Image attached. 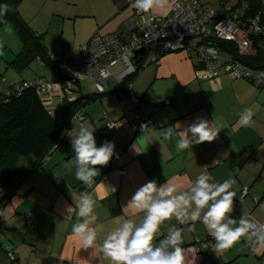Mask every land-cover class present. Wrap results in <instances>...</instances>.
Returning <instances> with one entry per match:
<instances>
[{
  "label": "crops",
  "instance_id": "crops-1",
  "mask_svg": "<svg viewBox=\"0 0 264 264\" xmlns=\"http://www.w3.org/2000/svg\"><path fill=\"white\" fill-rule=\"evenodd\" d=\"M71 1L73 7L70 14L66 12V17L73 18L74 40L72 45L48 44L46 47L52 56L69 58L92 34L115 31L134 10L131 7L134 0ZM173 2L167 0L163 9L150 11L165 16ZM51 11L55 13L54 8ZM9 26L0 24V30H7ZM43 27L38 26L36 32ZM10 29L13 30L11 26ZM260 46L264 50V33ZM51 73L47 78L53 81L56 76ZM34 77L28 76V79ZM117 84L111 77L104 89L107 93L100 98L92 84L86 92L83 88L87 86L80 85L77 97L87 93L96 96L83 106V119L73 117L62 134V141L43 159L42 166L16 194L0 202V222L4 227L0 235V264H110L99 251L103 240L125 219H132L136 224L142 222L144 213H136L127 203L141 185L151 180L158 185L171 182L179 192L186 190L201 173L209 174L214 178L210 182L216 183L233 178L236 183L229 191L235 192L234 198L247 187L244 199L229 214L237 221L233 227L239 226L241 217L248 223H264V87L226 73L201 78L192 61L173 52L161 56L156 64L140 69L128 90ZM62 94L60 90L52 91L49 105L58 107ZM134 97L139 103L133 102ZM246 108L254 113L249 127L238 124L240 113ZM136 112L141 121L148 123L143 130L134 132L131 124ZM197 118L207 120L209 126L219 130L217 137L212 142L177 151L176 142L183 135V128ZM109 121L114 125L106 128ZM177 122L181 127L174 128L172 136L165 140L163 130ZM81 125L94 130L97 146L104 141L115 145L114 167L103 170L97 166L100 174L93 178L94 183L87 190L95 200L93 210L97 216L89 227L103 225L97 229L95 249H83L81 241L72 233L73 224L79 220L76 204L85 186L75 178V153L71 148V137L76 136ZM173 225L183 230L180 245L183 264H261L264 258V242L249 231L226 250H217L214 239L209 248L196 250V237H211L199 220L191 231V222L180 225L175 217L165 221L155 234L153 244L158 246ZM12 249L16 258L13 262L7 254Z\"/></svg>",
  "mask_w": 264,
  "mask_h": 264
},
{
  "label": "clouds",
  "instance_id": "clouds-1",
  "mask_svg": "<svg viewBox=\"0 0 264 264\" xmlns=\"http://www.w3.org/2000/svg\"><path fill=\"white\" fill-rule=\"evenodd\" d=\"M166 3L167 0H134L131 7L138 14H146L153 8L163 9ZM6 11L7 5L0 6V15ZM7 30H10V26ZM253 115L252 109H244L240 113L238 124L251 126ZM177 126L181 127L180 122L166 127L162 132L163 138L168 140ZM144 127L141 125L142 130ZM218 132L219 130L209 126L207 120L197 118L183 128V135L176 142V149L184 151L194 144L212 142ZM93 133L94 130L81 125L76 136L71 137V148L75 153V178L85 185H91L93 178L100 174L97 166H107L115 154L113 142L104 141L97 146ZM213 179L209 174L201 173L195 181L190 182L186 190L179 192L171 182L158 185L155 180H151L144 183L127 203L136 213H144L142 222L136 224L132 219L123 220L119 227L106 235L99 251L110 264H183L180 246L183 242L182 228L173 225L158 246L153 244L160 226L173 217L180 225L191 222L190 231L194 230L195 222L199 220L216 241L217 250L230 248L248 231L250 225L241 217L239 226L233 227L237 221L229 215L233 211L235 196V192L229 189L236 180L229 178L222 183L210 182ZM94 205L95 200L87 192L80 195L76 204L75 214L79 220L73 224L72 233L81 241L83 249H95L97 229L103 228L102 224L95 228L89 227L97 220ZM205 209L207 210L204 211ZM258 239L264 242V236Z\"/></svg>",
  "mask_w": 264,
  "mask_h": 264
},
{
  "label": "built area",
  "instance_id": "built-area-1",
  "mask_svg": "<svg viewBox=\"0 0 264 264\" xmlns=\"http://www.w3.org/2000/svg\"><path fill=\"white\" fill-rule=\"evenodd\" d=\"M263 30L264 20L260 21L259 17L252 19L246 27L237 8L224 5L209 8L201 0H174L165 16L150 10L146 14H138L134 8L115 31L92 34L69 58L52 57L67 74L64 92L70 102L74 100V92L81 81L91 82L94 89L101 93L111 77L119 83L137 69L156 64L164 54L180 50L194 54L195 62L200 65L195 70L201 78L226 73L232 78L252 75L264 82L263 70L246 66L230 53L223 52L217 44L220 41L231 43L238 55H247L252 49L250 33L258 34ZM140 49L144 53L135 56ZM112 69H115L114 73ZM36 84L38 91L44 95L61 89V83L56 81L38 80ZM133 102L137 104L139 99L134 97ZM74 117L81 121L84 115L78 111ZM133 117L132 131L142 130L141 125L145 126V121L140 120L137 112ZM113 125L114 122L109 121L105 126L109 128ZM114 160L112 158L107 166H101L102 169L114 167ZM92 184L82 187L80 194L87 192ZM246 194L245 186L233 198V206L241 203ZM27 219L30 221L29 216ZM249 225V233L257 240L264 236V223L257 225L250 222ZM194 242L196 250H205L210 244L209 239L202 237H196ZM9 255L13 256L12 253Z\"/></svg>",
  "mask_w": 264,
  "mask_h": 264
},
{
  "label": "trees",
  "instance_id": "trees-1",
  "mask_svg": "<svg viewBox=\"0 0 264 264\" xmlns=\"http://www.w3.org/2000/svg\"><path fill=\"white\" fill-rule=\"evenodd\" d=\"M19 2L20 0H0V6L7 5V11L0 15V24H9L21 41L20 50L8 61V65L22 72L31 60L37 59L54 73L56 79L52 81L45 76L37 75L32 79L22 78L17 82L6 84L5 89L0 88V187L3 189L0 202H6L16 194L29 176L42 166L43 159L62 141V134L75 113L80 111L84 115L83 106L87 102L107 93L97 91L95 98L94 94L90 93L77 97L76 94L80 91V85L83 82L81 81L74 92V100L71 102L66 100L64 82L67 74L58 67L49 53L44 44V33H37L20 15L17 8ZM230 7L237 8L240 20L246 27L252 19L257 17L260 21L264 20L262 0H237ZM263 33L264 30L258 34L250 33L249 39L254 49L252 54L240 56L231 43L220 41L217 44L223 52L230 53L246 66L264 71V50L260 46ZM199 67L200 65L194 61V69ZM139 70L125 77L117 84L118 87L125 86L124 90H128L130 81ZM237 78H243L257 86L264 87V82L258 81L252 75H242ZM38 80L61 83L60 92L63 94L56 109L49 105L48 97L50 96L38 91L36 84ZM0 82L4 84L3 79ZM21 158L29 159L25 166L19 164ZM2 228L4 227L0 222V230ZM208 239L209 248L213 238L208 237ZM11 252L12 257L9 255ZM7 254L9 261L13 262L16 259L14 249ZM261 264H264V258Z\"/></svg>",
  "mask_w": 264,
  "mask_h": 264
},
{
  "label": "rangeland",
  "instance_id": "rangeland-1",
  "mask_svg": "<svg viewBox=\"0 0 264 264\" xmlns=\"http://www.w3.org/2000/svg\"><path fill=\"white\" fill-rule=\"evenodd\" d=\"M23 1V2H22ZM21 7H19V13L22 18L29 24L33 30H38V26H45L41 28L38 33H44V44L47 46L55 45L61 46L63 42L70 43L72 45L74 37V25L73 18L66 17L67 13L70 14L73 7L71 0H22ZM205 5L209 8H216L221 4L225 6H233L237 0H203ZM264 4V0H262ZM20 4V3H19ZM70 7V8H69ZM52 8L55 13L51 14ZM66 9H69L68 11ZM67 12V13H66ZM1 28V27H0ZM4 29V28H3ZM8 29V28H7ZM4 31V33H2ZM21 48V41L16 32L10 30H0V80H4V84L0 82V88L9 83H14L22 78H28V76H51V71L43 66L39 60L33 59L30 61L22 72L17 71L8 65V61L18 52ZM79 48V47H78ZM77 48V49H78ZM76 51V50H75ZM172 53V52H171ZM186 56L188 60L194 63V54L189 55L186 51H174ZM154 65V64H149ZM114 70V69H112ZM88 81H83L81 84L87 86L83 88V91L92 88V85ZM77 94H79L77 92ZM27 158H21L19 164L25 166ZM23 163V164H22Z\"/></svg>",
  "mask_w": 264,
  "mask_h": 264
},
{
  "label": "water",
  "instance_id": "water-1",
  "mask_svg": "<svg viewBox=\"0 0 264 264\" xmlns=\"http://www.w3.org/2000/svg\"><path fill=\"white\" fill-rule=\"evenodd\" d=\"M142 53H144V50H143V49L137 50V51L135 52V56H136V55H139V54H142ZM135 56H134V59H136ZM139 118H140V117H139ZM145 123L147 124L148 121H145ZM145 126H146V125H145ZM144 128H145V127H144ZM115 157H116V156H113L114 159H115ZM3 233H4V228H2V229L0 230V235H3ZM3 245H5V241H4Z\"/></svg>",
  "mask_w": 264,
  "mask_h": 264
}]
</instances>
